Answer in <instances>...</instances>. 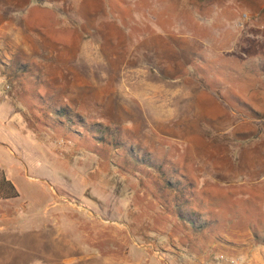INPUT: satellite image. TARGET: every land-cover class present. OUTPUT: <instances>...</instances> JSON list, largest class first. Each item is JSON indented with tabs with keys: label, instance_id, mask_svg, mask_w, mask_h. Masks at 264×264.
<instances>
[{
	"label": "rangeland",
	"instance_id": "374dc122",
	"mask_svg": "<svg viewBox=\"0 0 264 264\" xmlns=\"http://www.w3.org/2000/svg\"><path fill=\"white\" fill-rule=\"evenodd\" d=\"M28 136L50 209L1 264H264V0H0V140Z\"/></svg>",
	"mask_w": 264,
	"mask_h": 264
},
{
	"label": "crops",
	"instance_id": "0c3cea01",
	"mask_svg": "<svg viewBox=\"0 0 264 264\" xmlns=\"http://www.w3.org/2000/svg\"><path fill=\"white\" fill-rule=\"evenodd\" d=\"M22 144H29L31 149L39 154L38 157L28 156L26 158V165L28 168L26 170L21 169V167L24 166L22 165L24 162L19 159L18 156L20 154L17 156V153L21 151L20 146H22ZM47 145H49V143L45 139L34 136H28L21 140L15 137L6 140V142L0 140L1 170L6 179L14 185L20 194L19 197L16 198H0L1 258L3 254L10 252V249H13L12 252L15 253L14 255H29V251L31 250L29 247L30 242L33 243L34 248L36 249V245L38 244L35 245L34 241L38 242L42 236L38 233L39 228L36 226L39 222L40 225H42L44 221L43 218L40 220L37 216L35 217V213L36 211H43L46 213V211L50 209V207H46V203L52 195L50 190L51 187L43 182L44 180H48L51 175H54L50 174L49 171L48 162L50 156ZM21 187L24 188L27 195H22L23 191H21ZM22 200L25 203L21 202ZM21 208H24V211L20 212ZM34 228L38 229L33 230ZM29 237H33V239L30 240ZM13 240L16 244L18 240H20L21 242H24L22 244L26 243V245L21 246V243L15 245L10 242ZM18 245L23 247V249H17ZM34 251L32 253H35ZM253 260L250 261V264H257V262Z\"/></svg>",
	"mask_w": 264,
	"mask_h": 264
},
{
	"label": "trees",
	"instance_id": "16d2710c",
	"mask_svg": "<svg viewBox=\"0 0 264 264\" xmlns=\"http://www.w3.org/2000/svg\"><path fill=\"white\" fill-rule=\"evenodd\" d=\"M19 195L14 185L6 179L2 170H0V198H16Z\"/></svg>",
	"mask_w": 264,
	"mask_h": 264
},
{
	"label": "built area",
	"instance_id": "2783aa9c",
	"mask_svg": "<svg viewBox=\"0 0 264 264\" xmlns=\"http://www.w3.org/2000/svg\"><path fill=\"white\" fill-rule=\"evenodd\" d=\"M225 261H227V264H240V261L238 259H234V258H226Z\"/></svg>",
	"mask_w": 264,
	"mask_h": 264
}]
</instances>
